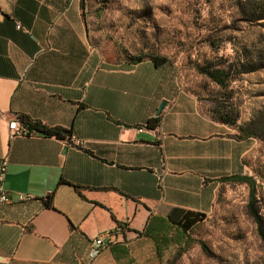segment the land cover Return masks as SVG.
Returning <instances> with one entry per match:
<instances>
[{
  "label": "crops",
  "instance_id": "0c3cea01",
  "mask_svg": "<svg viewBox=\"0 0 264 264\" xmlns=\"http://www.w3.org/2000/svg\"><path fill=\"white\" fill-rule=\"evenodd\" d=\"M93 2L0 0V165L8 155L6 187L34 197L0 208V264H136L155 218L208 213L244 173L252 138L176 93L163 66L120 56ZM17 117L70 134L10 138Z\"/></svg>",
  "mask_w": 264,
  "mask_h": 264
},
{
  "label": "rangeland",
  "instance_id": "374dc122",
  "mask_svg": "<svg viewBox=\"0 0 264 264\" xmlns=\"http://www.w3.org/2000/svg\"><path fill=\"white\" fill-rule=\"evenodd\" d=\"M93 1L95 11L105 14L97 26L110 30L120 56L165 57L162 73L175 80L176 93L195 96L211 114L220 103L237 117L236 125L228 126L234 135L243 129L254 135L242 174L256 183L264 226V0ZM199 66L226 69L227 86L200 73ZM250 190L247 183L223 184L205 221L187 241L176 237L162 256L156 244L163 237L150 231L136 264H264V241L249 210Z\"/></svg>",
  "mask_w": 264,
  "mask_h": 264
},
{
  "label": "trees",
  "instance_id": "16d2710c",
  "mask_svg": "<svg viewBox=\"0 0 264 264\" xmlns=\"http://www.w3.org/2000/svg\"><path fill=\"white\" fill-rule=\"evenodd\" d=\"M147 56H143L139 58L138 60H143ZM149 58L155 63L156 66L162 67L167 63V59L165 57H159V56H149ZM198 70L200 73L206 75L214 82L218 83L222 87L227 86L228 81V71L223 68H213L210 66H199ZM226 108L220 103H216L214 109L212 110V117L221 122L224 123L227 126H234L237 123V117L230 116L225 112ZM21 119L25 123H29L30 125H33L32 128L44 133L49 136H58L62 137L65 134H70L69 131L56 127V128H46L43 126H40L37 123H33L25 118L21 117ZM157 121V120H156ZM250 132H248L247 129H243L242 134L238 135L237 137L244 139V138H252ZM224 182H241V183H247L250 186V202H249V210L251 215L254 217L257 226H258V232L260 237L264 241V226L261 219V216L259 214V210L257 207V197H256V183L252 177H248L245 175H237L232 177H227L224 179ZM47 205L52 206V197L51 195L47 199ZM207 215L206 213L198 212V211H192V210H186L182 208H172L171 211L165 216V217H157L155 218L150 225L148 226L147 230L145 231V234L147 237L150 235V231H158L161 233L163 240L161 243L156 244L158 251V256H162L163 248H165L168 245H171L172 242H174L175 238L178 237L180 240H188L189 233L192 231L196 226H198L200 223L205 221ZM173 231V235H171V232Z\"/></svg>",
  "mask_w": 264,
  "mask_h": 264
},
{
  "label": "built area",
  "instance_id": "2783aa9c",
  "mask_svg": "<svg viewBox=\"0 0 264 264\" xmlns=\"http://www.w3.org/2000/svg\"><path fill=\"white\" fill-rule=\"evenodd\" d=\"M18 29H21V25H17ZM33 124V122H32ZM33 125L29 123H25L21 117H17L14 120L8 123L9 129V136L10 138L16 137H31V136H49L44 133H41L32 128ZM143 131V129H140ZM80 144L79 141H77ZM9 167V157L6 155L0 165V208L4 207L5 205L13 203L15 200L19 202H28L34 199L32 195L28 194H16L14 195L7 187H6V178L8 173ZM113 236V231H108L104 235L96 238L90 246L89 250V258L91 260L96 259L102 253V251L111 243V239Z\"/></svg>",
  "mask_w": 264,
  "mask_h": 264
},
{
  "label": "water",
  "instance_id": "95a60500",
  "mask_svg": "<svg viewBox=\"0 0 264 264\" xmlns=\"http://www.w3.org/2000/svg\"><path fill=\"white\" fill-rule=\"evenodd\" d=\"M165 106H166V101H163V102L161 103V106H160L159 109H158V112L161 113V112L163 111V109L165 108Z\"/></svg>",
  "mask_w": 264,
  "mask_h": 264
}]
</instances>
